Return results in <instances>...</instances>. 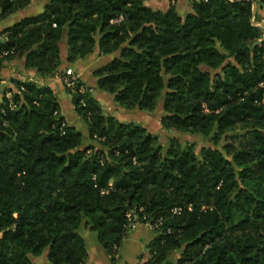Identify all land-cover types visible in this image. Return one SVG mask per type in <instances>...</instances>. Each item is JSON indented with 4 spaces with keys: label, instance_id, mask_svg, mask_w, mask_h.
I'll return each mask as SVG.
<instances>
[{
    "label": "trees",
    "instance_id": "1",
    "mask_svg": "<svg viewBox=\"0 0 264 264\" xmlns=\"http://www.w3.org/2000/svg\"><path fill=\"white\" fill-rule=\"evenodd\" d=\"M30 2L0 0V21ZM145 2L48 0L1 32L0 68L22 60L37 80L0 89V264L45 251L50 264H86L82 228L117 264L130 210L162 223L151 264H264V0H190L184 16ZM63 36L69 64L96 46L117 53L94 72L96 88L124 110L159 107L164 153L80 81L66 92L93 144L66 125L53 89L38 83L60 75ZM179 135L211 147L198 157Z\"/></svg>",
    "mask_w": 264,
    "mask_h": 264
},
{
    "label": "crops",
    "instance_id": "2",
    "mask_svg": "<svg viewBox=\"0 0 264 264\" xmlns=\"http://www.w3.org/2000/svg\"><path fill=\"white\" fill-rule=\"evenodd\" d=\"M34 1L36 2V6L30 4L24 10L18 11L8 16L6 19L0 21V35L3 30L14 25L22 18L38 14V11H40V8H44L48 0L45 2H43L42 0H34ZM145 5L153 9H158L161 11H165L171 5H173L177 13L180 16H184L187 13L191 12L190 0H146ZM31 6H33L34 9ZM257 12L259 15L260 14L262 15L264 13V11L260 9H258ZM0 39H1V36H0ZM116 56H117V53H113L110 55H102L98 47L96 46L90 55L85 57L83 61H78L74 66L77 68H81V69L84 67V70L86 71V75L85 76L83 75V77H81L80 80H82L84 84H87V86L91 87L92 96L100 103L103 112L115 117L117 120L121 122H125V120L118 119L116 115L113 114V112L109 108L106 107V106H113V107L117 106L118 107V105H116V103L113 101L112 95L107 94L106 92H103L96 88L97 77L94 76L95 71L105 66ZM66 57H67L66 37L63 36L60 42V58L62 61V66L67 63ZM15 62H16L17 67H15L14 65ZM33 76H35V72L33 70H26L24 68V64L22 60L14 61V63L7 62V63H4L3 66L0 68V86L8 84L10 79L12 78H16L17 80H23V79H28L27 77L32 78ZM45 81L46 80H39L38 83L40 85H44ZM52 86H53L52 89L54 90L56 96H57V92L63 91L59 87V84L56 82H54ZM95 92L97 94L96 96H94ZM101 100H104V104H102ZM71 106H72L71 110L74 113L73 105ZM119 108L121 107L119 106ZM120 110H122V112H125L123 108H121ZM60 111H61V115L65 119V114L63 112L61 105H60ZM130 111H133V110H130ZM74 115H75L74 123L76 124L75 126H72V127H74L77 131H79L76 125L82 126L81 128H84V129H81L79 132L82 133L84 136H87L86 125L80 120V118L75 113ZM65 123L66 125H68L66 122V119H65ZM81 231H82L81 236L84 239L85 247L87 251L86 264H110L109 256L96 243L93 235L89 232V230L82 228ZM152 239H153V233H151L145 227H142V226H139L136 229L128 232L125 239L123 240L122 246L119 251L118 264H127L124 258L126 251L127 252L130 251L132 254L130 255L131 264H143L148 254L147 245L151 242ZM30 262L31 264H50L47 259V251L42 253L40 256H36V257L31 256Z\"/></svg>",
    "mask_w": 264,
    "mask_h": 264
},
{
    "label": "rangeland",
    "instance_id": "3",
    "mask_svg": "<svg viewBox=\"0 0 264 264\" xmlns=\"http://www.w3.org/2000/svg\"><path fill=\"white\" fill-rule=\"evenodd\" d=\"M42 1L45 2L47 0H42ZM30 4L36 6V2L34 0H31ZM31 7L33 8V6H31ZM42 10H43V8H40V11H38V13L41 12ZM262 11H264V10H262ZM263 14L262 15L260 14L261 16L260 15L259 16L262 17ZM83 59H80L78 61H83ZM14 61H18V60H12V61H9V63H14ZM78 61H76L73 64L66 63L65 65L61 66L60 67V71H61L60 75L58 74L55 77L46 79V81L44 82L45 83L44 85H47L51 89L53 88L52 84L54 82H56V83L59 84V87L63 90V91L57 92V96H56L55 92H54V94L57 97L58 102L60 103V105H61V107L63 109V112L65 114L66 122H67V124L69 126H75L76 123H74L75 115H74V113L71 110L72 109V106H71L72 105V100H71L72 97H71L70 94H68L66 92V89H68V88H66V86L64 85L63 80H62L63 75L66 72V70L67 69H71L72 70V75H74L77 78V81H80L81 83H83V85H82L83 87L89 88L90 89V93H91V87L87 86V84H84V82H82V80H80L81 77H83V75L84 76L86 75V71L84 70V67L81 69V68H77V67L74 66ZM14 65H15V67H17L16 66V62H15ZM27 78L30 79V80H37L36 76H33L32 78H30V77H27ZM12 79H16V78H12ZM12 79H10V81ZM23 80H21V81H23ZM10 81H9L8 84L0 86V89L13 88V85H12V83H10ZM96 95L97 94L95 92L94 96H96ZM101 102H102V104H104V100H101ZM106 107L109 108L113 112V114L116 115V117L118 119L125 120V122H134V123H138V124L142 125L144 128H146V130L150 134L154 135L157 138V143H158V145H160V147L162 149V153H164L166 151V149H167V147L169 145L170 134H169V132L165 131L163 129V127H162V124L160 122L161 116H162V112H161L159 107L156 110H154L153 112H151V113H148V112H145V111H139L137 109H134L133 111L124 110L125 112H122V110H120L121 108H119V105H118V107L117 106H114V107L113 106H106ZM76 127H78L79 131L81 129H84V128H81L82 126H80V125H76ZM84 137H85V143L86 144H93L92 142H89L87 140L86 136H84ZM178 139H179V142L181 143L182 146L187 145V144L192 145L193 146V150H194L195 154L198 157L200 155V152H201L202 148L211 147V144L209 143V141L207 139H204V138L200 137V136L179 135ZM228 141L229 140L223 141L221 143V146L224 143L228 142ZM221 146H219L218 148H221ZM141 226L145 227L148 231H150L152 233V231L149 230V228H147L146 226H144V225H141ZM79 232L81 234L82 231L80 230ZM131 250H133V249H131ZM130 255H132L130 251H128V252L126 251L125 252V257L124 258H125V261L127 262V264H131ZM177 257H178V254L175 253V254H173L170 257V260L171 261H175V259ZM117 264H118V262H117Z\"/></svg>",
    "mask_w": 264,
    "mask_h": 264
},
{
    "label": "built area",
    "instance_id": "4",
    "mask_svg": "<svg viewBox=\"0 0 264 264\" xmlns=\"http://www.w3.org/2000/svg\"><path fill=\"white\" fill-rule=\"evenodd\" d=\"M206 1V0H204ZM119 20V19H118ZM118 20H115V22H118ZM262 32V38H264V14L261 17V20L256 24ZM8 52H4L2 54H0L1 56H5L7 55ZM63 83L66 86V88L70 89L71 91H74V89L77 86V78L72 75V70L71 69H67L66 72L63 75ZM80 93H82L84 91V89L82 87H80V89L78 90ZM9 97V95H7ZM140 211V210H139ZM126 219L128 221V224L126 226V228L129 231L134 230L136 227L144 225L147 228H149V230L152 231L153 236L157 235V230L158 228L162 225L161 221H157L156 223L152 224L151 222H149L148 217L146 215H142L141 217L137 216V214L135 213L134 210H130L126 213ZM154 261V259L152 258V255L147 254V258L145 260V262H148L149 264H151Z\"/></svg>",
    "mask_w": 264,
    "mask_h": 264
}]
</instances>
